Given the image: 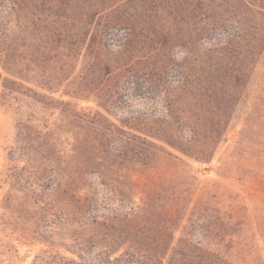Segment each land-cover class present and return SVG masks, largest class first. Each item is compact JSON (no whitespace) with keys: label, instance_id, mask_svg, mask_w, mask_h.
<instances>
[{"label":"trees","instance_id":"trees-1","mask_svg":"<svg viewBox=\"0 0 264 264\" xmlns=\"http://www.w3.org/2000/svg\"><path fill=\"white\" fill-rule=\"evenodd\" d=\"M263 51L264 0H0L4 68L22 79L26 66L39 68L48 86L71 61L75 96L99 107L75 110L84 130L74 207L46 176L30 202L65 195L42 223L71 264H231L185 236L174 241L173 214L157 199L175 196L155 191L151 205L137 172L162 146L206 165Z\"/></svg>","mask_w":264,"mask_h":264},{"label":"rangeland","instance_id":"rangeland-1","mask_svg":"<svg viewBox=\"0 0 264 264\" xmlns=\"http://www.w3.org/2000/svg\"><path fill=\"white\" fill-rule=\"evenodd\" d=\"M55 67L61 73L62 62ZM69 70L66 79L46 86L49 77L39 68L26 66L25 81L0 61V264H71L57 231H43L42 223L65 195L30 207L40 195L41 176L58 185L59 193L67 191V207H74L77 142L84 130L75 110L99 107L91 94L75 96L78 66L69 61ZM155 107L162 110L159 102ZM137 173L143 189L153 193L146 200L151 205L156 193L175 196L170 202L157 199L173 214L168 223L174 241L185 236L231 264H264V51L206 165L162 146L152 165ZM128 197L136 201L137 194Z\"/></svg>","mask_w":264,"mask_h":264}]
</instances>
